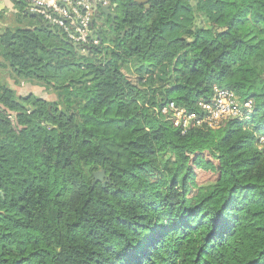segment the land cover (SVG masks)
I'll return each mask as SVG.
<instances>
[{
  "label": "trees",
  "instance_id": "trees-1",
  "mask_svg": "<svg viewBox=\"0 0 264 264\" xmlns=\"http://www.w3.org/2000/svg\"><path fill=\"white\" fill-rule=\"evenodd\" d=\"M24 6L0 68L55 98L0 81V264H264V0H109L84 52ZM214 87L249 117L160 113Z\"/></svg>",
  "mask_w": 264,
  "mask_h": 264
},
{
  "label": "built area",
  "instance_id": "built-area-1",
  "mask_svg": "<svg viewBox=\"0 0 264 264\" xmlns=\"http://www.w3.org/2000/svg\"><path fill=\"white\" fill-rule=\"evenodd\" d=\"M94 0H23L24 10L37 16L46 27L56 30L70 44L84 52L89 46H97L99 41L93 31ZM100 6H109V0H95ZM202 116L184 113L174 103L162 107L160 113L179 121L185 129L189 123L200 127L206 125L215 128L230 118L247 119L251 112V103L238 102V98L229 90L213 88L209 102H199ZM183 133V132H182ZM257 148L264 152V136L259 137Z\"/></svg>",
  "mask_w": 264,
  "mask_h": 264
},
{
  "label": "rangeland",
  "instance_id": "rangeland-1",
  "mask_svg": "<svg viewBox=\"0 0 264 264\" xmlns=\"http://www.w3.org/2000/svg\"><path fill=\"white\" fill-rule=\"evenodd\" d=\"M204 24L205 23H203V25ZM4 73V69L0 68V81L5 84V79L7 78V76ZM19 91L20 95H27L28 93H33L36 96L45 98L47 100H53L55 98L54 95L51 92L45 90L44 87L32 85L29 83H22V85L20 84Z\"/></svg>",
  "mask_w": 264,
  "mask_h": 264
},
{
  "label": "crops",
  "instance_id": "crops-1",
  "mask_svg": "<svg viewBox=\"0 0 264 264\" xmlns=\"http://www.w3.org/2000/svg\"><path fill=\"white\" fill-rule=\"evenodd\" d=\"M19 0H0V14L1 13H6L4 14L5 16H9L10 13H15L16 9H15V3L18 2ZM112 11V10H111ZM38 20V19H37ZM103 18L101 17H97V19L95 20V23L97 25H100V23L102 22ZM39 21V20H38ZM40 22V21H39ZM41 23V22H40ZM42 24V23H41ZM94 31V29H93ZM7 76V78L5 79V83L11 87L12 89H15L17 91V94L19 95L20 91H19V86H14L13 81L8 77L7 74H5ZM22 85V83H21Z\"/></svg>",
  "mask_w": 264,
  "mask_h": 264
},
{
  "label": "water",
  "instance_id": "water-1",
  "mask_svg": "<svg viewBox=\"0 0 264 264\" xmlns=\"http://www.w3.org/2000/svg\"><path fill=\"white\" fill-rule=\"evenodd\" d=\"M93 10H94V13L97 12L98 10L101 11L104 14L105 18L108 16H110L112 19L114 18V14L112 13L109 6H100L99 4H97V2L95 0L93 1ZM35 17L45 26V24L37 16H35ZM50 31L53 34L58 35V37L63 38L62 35L58 34L54 29H50ZM72 46L74 48H77L76 45L72 44ZM93 178L95 179V181H100V182L103 181L104 172L103 171L95 172L93 174ZM0 194H1V192H0Z\"/></svg>",
  "mask_w": 264,
  "mask_h": 264
}]
</instances>
